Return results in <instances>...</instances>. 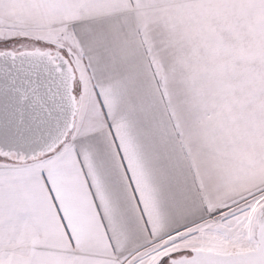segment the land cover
Here are the masks:
<instances>
[{
  "label": "snow or ice",
  "instance_id": "1",
  "mask_svg": "<svg viewBox=\"0 0 264 264\" xmlns=\"http://www.w3.org/2000/svg\"><path fill=\"white\" fill-rule=\"evenodd\" d=\"M0 264H264V0H0Z\"/></svg>",
  "mask_w": 264,
  "mask_h": 264
}]
</instances>
